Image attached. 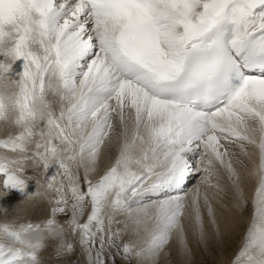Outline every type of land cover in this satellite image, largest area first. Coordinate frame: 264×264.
Masks as SVG:
<instances>
[{
	"label": "snow or ice",
	"instance_id": "6c2138e0",
	"mask_svg": "<svg viewBox=\"0 0 264 264\" xmlns=\"http://www.w3.org/2000/svg\"><path fill=\"white\" fill-rule=\"evenodd\" d=\"M30 181L0 264H194L220 193L264 264V0H0V196Z\"/></svg>",
	"mask_w": 264,
	"mask_h": 264
},
{
	"label": "bare ground",
	"instance_id": "6f19581e",
	"mask_svg": "<svg viewBox=\"0 0 264 264\" xmlns=\"http://www.w3.org/2000/svg\"><path fill=\"white\" fill-rule=\"evenodd\" d=\"M21 62L18 61L17 64ZM16 67V66H14ZM18 71L19 69L16 68ZM50 169V173H51ZM199 180L198 174H194L189 184L185 187L187 189L193 188ZM191 183V184H190ZM35 190L34 182H29L25 192L10 191L7 196H0V220L3 219L2 212L6 210L8 212L9 220H23L25 218H31L33 220L39 219L46 214L43 211L44 205H40L33 208L30 201H27L25 195ZM252 187L248 189L249 200L251 196ZM217 206V216L220 224L221 238L217 239L211 236L207 248L197 247L195 242L192 241L194 251V264H230L234 254L239 249L244 233L248 226L251 216V204L245 206L243 210L234 206L233 200L230 194L220 193L215 201ZM61 221H64L66 217H61ZM50 250V249H49ZM42 252L43 262L44 259ZM50 256V254H49ZM51 259V257H50ZM173 264H178V258L173 255ZM49 261V260H48ZM46 263V262H45Z\"/></svg>",
	"mask_w": 264,
	"mask_h": 264
},
{
	"label": "rangeland",
	"instance_id": "374dc122",
	"mask_svg": "<svg viewBox=\"0 0 264 264\" xmlns=\"http://www.w3.org/2000/svg\"><path fill=\"white\" fill-rule=\"evenodd\" d=\"M198 177H199V175H198ZM191 184V183H190ZM13 191V190H12ZM15 194H17V191H16V193ZM46 215V214H45ZM61 222H63V221H61ZM50 249V250H49ZM47 251V255H45L46 253H43L44 255H43V257H44V259H47V261H44L43 262V264H58V261L52 256V253H51V248H49ZM49 254H50V256H49ZM50 257H51V259H50ZM72 261H76V260H79L80 259V257H79V252H77V254L76 255H74V256H72L71 258H70ZM49 260V261H48ZM46 262V263H45ZM80 264H83V261L81 260L80 261ZM117 264H122V262H121V260H120V258L119 257H117Z\"/></svg>",
	"mask_w": 264,
	"mask_h": 264
}]
</instances>
